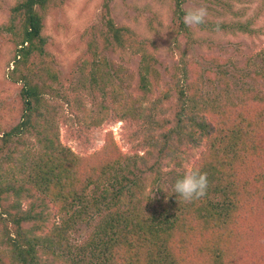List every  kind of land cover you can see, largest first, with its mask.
<instances>
[{
  "label": "trees",
  "instance_id": "trees-1",
  "mask_svg": "<svg viewBox=\"0 0 264 264\" xmlns=\"http://www.w3.org/2000/svg\"><path fill=\"white\" fill-rule=\"evenodd\" d=\"M170 1L173 22L163 38L119 22L114 0H103V28L86 36L88 59L80 64L81 86L102 97L100 119L120 115L143 155L124 154L112 132L94 154L63 144L60 129L68 120L55 104L61 73L43 59L46 18L61 4L10 6L0 38L16 49L9 75L20 84L21 118L0 129V264H264V69L243 85L217 56L206 57L209 66L190 56L195 43L215 48L213 38L198 32L254 36L257 21L206 18L197 32L183 22L191 0ZM216 1L221 15L241 16L232 2ZM165 41L168 53L180 52L167 78L160 69ZM133 63L136 70L127 65ZM84 133L74 135L88 140ZM196 153L192 170L208 179L202 198L185 202L174 191L150 196L171 158L183 168ZM157 190L163 193L160 184ZM81 225L92 231L73 244Z\"/></svg>",
  "mask_w": 264,
  "mask_h": 264
},
{
  "label": "rangeland",
  "instance_id": "rangeland-1",
  "mask_svg": "<svg viewBox=\"0 0 264 264\" xmlns=\"http://www.w3.org/2000/svg\"><path fill=\"white\" fill-rule=\"evenodd\" d=\"M15 1L0 0V25L7 20L10 6ZM58 1L61 6L53 8L46 18L45 31L48 43L43 59L46 60V65L59 70L61 73V95L55 101V104L58 106L60 113L68 120L66 124L61 125L60 129L63 144L80 155L94 154L104 147L108 134L112 132L118 147L124 154L143 155L140 149L136 151L139 144L135 135L131 136V128L128 127L127 121L123 120L120 115L116 116L114 111L110 112L113 117L109 115L101 120L99 114L101 112L102 97L98 94L93 95L85 86H81L85 77L80 64L88 59L85 50L90 42L85 41L86 36L87 40L91 39L94 26L98 29L103 28V0ZM219 1L232 2L235 11L239 12L241 16L234 17L231 13L226 16L221 15L223 11L222 4L217 3L216 0H191L184 5V8L188 10L191 7L205 6L208 10L207 18L214 21L236 18V20L245 23L247 20L255 18L257 22L254 23L253 27L257 30V33L254 36L242 33L233 36L223 33H200L198 32L199 29L196 28L199 35L214 39L215 48L210 51L206 44L201 46L195 43L190 56L205 66H209L206 59L209 54L217 56L220 60L227 62L226 70L229 73V78L238 84L246 85V82L252 84L254 81L249 77V74L264 69V0ZM215 9L219 10V17H217ZM112 11L119 22H127L136 26L144 35L148 32L150 36L169 37V27L172 26L173 22V10L170 0H114ZM211 11L215 13L214 16H211ZM151 21L152 25L150 27L149 22ZM164 44L160 56V69L163 76L167 78V68L172 66L176 59H179L180 52L168 53L167 41ZM184 48L185 46L182 47V49ZM15 50L7 39L0 38V129L2 130L16 125L21 118L20 84L14 83L11 75H9V71L14 68L12 59ZM115 61L119 64L124 63L118 57H115ZM127 65L133 70L137 69L136 63ZM240 75L248 77L240 79ZM123 92L128 94L130 91L125 88ZM74 98H78L81 103L75 102ZM66 100L71 102V106H68ZM70 110H73L82 121L72 116ZM88 113L89 116L85 117ZM122 113L121 110L119 114L122 116ZM170 114L167 113L163 116L171 118ZM78 130L85 131L84 134H90V138L87 140L83 135V139H80V135H74ZM157 132L160 133V131ZM143 135H147V133L144 132ZM132 139H135L134 143L131 142ZM199 156V153H196L191 159V164L188 166L183 165V168L175 167L174 164L177 163V158H171L169 161V163H172L170 164L171 167H163L161 180L154 186L155 191L150 193V196L158 200L162 198V195L168 198L167 194L174 191L176 175L192 170V165ZM178 162L183 164L181 160ZM158 184H160L163 193L157 190ZM25 209H27L26 205ZM91 231L92 229L85 225L79 226L73 232L71 242L73 244L83 243L89 238ZM52 259L53 257H50L51 261Z\"/></svg>",
  "mask_w": 264,
  "mask_h": 264
},
{
  "label": "clouds",
  "instance_id": "clouds-1",
  "mask_svg": "<svg viewBox=\"0 0 264 264\" xmlns=\"http://www.w3.org/2000/svg\"><path fill=\"white\" fill-rule=\"evenodd\" d=\"M208 10L205 6L189 8L183 17L184 24L189 28H198L206 22ZM208 186L207 174L199 170L188 171L174 185V192L185 202H192L206 194Z\"/></svg>",
  "mask_w": 264,
  "mask_h": 264
}]
</instances>
